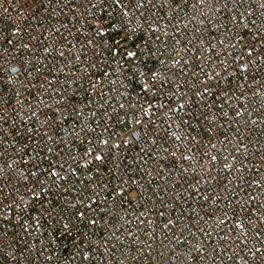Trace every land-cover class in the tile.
I'll use <instances>...</instances> for the list:
<instances>
[{
    "label": "built area",
    "instance_id": "obj_1",
    "mask_svg": "<svg viewBox=\"0 0 264 264\" xmlns=\"http://www.w3.org/2000/svg\"><path fill=\"white\" fill-rule=\"evenodd\" d=\"M0 264H264V0H0Z\"/></svg>",
    "mask_w": 264,
    "mask_h": 264
}]
</instances>
